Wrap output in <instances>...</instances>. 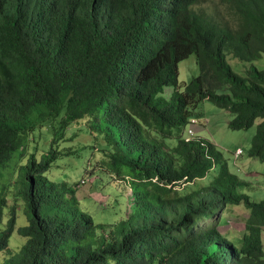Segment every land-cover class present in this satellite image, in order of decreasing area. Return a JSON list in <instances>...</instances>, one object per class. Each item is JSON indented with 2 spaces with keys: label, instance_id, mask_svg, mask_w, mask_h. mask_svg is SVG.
<instances>
[{
  "label": "trees",
  "instance_id": "trees-1",
  "mask_svg": "<svg viewBox=\"0 0 264 264\" xmlns=\"http://www.w3.org/2000/svg\"><path fill=\"white\" fill-rule=\"evenodd\" d=\"M198 1L0 0V166L37 129L52 135L24 166L31 216L18 251L14 207L0 228L3 264H264V200L241 191L249 183L214 141L184 134L208 100L231 129L260 119L247 154L264 162V68L240 75L227 59L264 55V0H218L211 13ZM192 53L199 74L180 89L178 62ZM72 126L104 134L101 170L131 190L114 225L80 208V181L45 175ZM6 204L0 192V224ZM240 205L243 229L222 233Z\"/></svg>",
  "mask_w": 264,
  "mask_h": 264
},
{
  "label": "rangeland",
  "instance_id": "rangeland-1",
  "mask_svg": "<svg viewBox=\"0 0 264 264\" xmlns=\"http://www.w3.org/2000/svg\"><path fill=\"white\" fill-rule=\"evenodd\" d=\"M217 2L218 0H199L194 5V9L211 13L212 7ZM222 13L225 14V11ZM227 59L232 69L240 75H244L251 65L259 69L264 68V55L250 62L241 61L231 55H228ZM198 74L199 68L195 53L180 60L178 62L180 89H183L184 83ZM171 91V87H165L161 95L168 97ZM196 112H199V120L197 119L196 123L188 124L186 128L191 129L194 136L214 141L227 160L229 170L249 183L241 191L247 193L251 200H264V162L247 154L260 119H256L248 129L234 130L228 127V121L232 117L231 113L215 106L208 100L202 101ZM50 132L51 130L46 128L37 129L24 142V147L14 149L9 159L0 166V192H3L7 199L0 228H5L10 216V209L14 207L15 229L9 238V246L13 251H18L26 240V237L18 234L17 228L26 225L31 216L25 197L28 185L24 166L30 155L39 159L44 151L49 150L52 136ZM103 135L97 131L90 134L89 131H84L77 126L69 127L66 130L67 139L60 141L56 146L61 154L56 157L45 175L56 182L66 181L72 184L80 181L81 184L77 190L80 208L88 212L96 224L108 227L128 215L131 206V190L124 181L114 180L106 171L101 170L102 160H106L105 167L108 161L106 154L100 151L104 144ZM173 143H175L174 139ZM238 148L242 152L235 156ZM215 173L216 169L212 168L198 182L207 184ZM82 180L85 182L82 183ZM247 212L243 205L230 206L222 217V222L224 219L225 221L219 227L220 231L222 233L240 232L243 229ZM98 232L101 234V229ZM5 257V254L0 253V264H3Z\"/></svg>",
  "mask_w": 264,
  "mask_h": 264
},
{
  "label": "built area",
  "instance_id": "built-area-1",
  "mask_svg": "<svg viewBox=\"0 0 264 264\" xmlns=\"http://www.w3.org/2000/svg\"><path fill=\"white\" fill-rule=\"evenodd\" d=\"M191 123H195V120H192ZM187 134L188 136H192L193 135V131L191 129H187ZM241 149H236V152H235V156L241 154ZM85 182V180H82V183Z\"/></svg>",
  "mask_w": 264,
  "mask_h": 264
},
{
  "label": "crops",
  "instance_id": "crops-1",
  "mask_svg": "<svg viewBox=\"0 0 264 264\" xmlns=\"http://www.w3.org/2000/svg\"><path fill=\"white\" fill-rule=\"evenodd\" d=\"M215 143V142H214ZM238 149H240V148H238Z\"/></svg>",
  "mask_w": 264,
  "mask_h": 264
}]
</instances>
